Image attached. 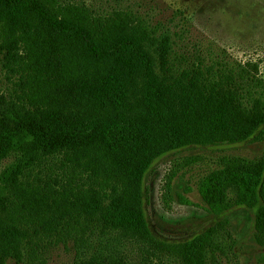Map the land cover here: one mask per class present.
Listing matches in <instances>:
<instances>
[{"label":"rangeland","instance_id":"obj_1","mask_svg":"<svg viewBox=\"0 0 264 264\" xmlns=\"http://www.w3.org/2000/svg\"><path fill=\"white\" fill-rule=\"evenodd\" d=\"M56 20L78 24L97 45L105 47L116 39L133 35L143 38L142 48L149 55L159 80L173 75L186 84V75L201 73L223 92L231 90L235 106L244 108L237 118H250L264 104V0H40ZM15 46L17 65L3 67L6 50ZM111 70L109 62L90 59L80 38L55 32L36 18L24 21L8 17L0 10V95L12 82L25 94L28 108H55L63 105V91L74 96L84 79H97ZM142 80L132 86L138 100ZM131 88V86H130ZM218 90V89H217ZM234 90V92H233ZM130 114L139 119L140 104L129 98ZM241 115V116H240ZM109 114H101L106 120ZM4 115L0 110V118ZM10 122V121H9ZM10 122V136L0 139V150L15 149L32 130ZM264 153V143H245L230 149L190 147L171 152L154 164L148 173V222L155 237L181 241L204 230L215 216L206 211L197 191L198 183L216 169L227 168L235 156L252 159ZM92 155L88 153L85 156ZM13 154L0 161V170L11 164ZM86 158V157H85ZM99 169L89 183L113 197L128 196V180L114 172L104 180ZM108 170V172H110ZM32 178V176H31ZM29 178L28 186L33 180ZM93 180V182H92ZM74 182V181H73ZM76 185L83 186L81 180ZM88 183V182H87ZM18 193V189H14ZM12 205L0 207V226L14 227L22 242L23 257L8 258L3 264H30L33 254L45 256V264H75L96 245L104 258L116 255L126 264H183L177 255L158 252L152 245L133 236L102 228L99 214L82 213L75 205L49 208L51 201L38 202L30 193L17 200L10 189L4 191ZM11 194V195H10ZM184 197L188 204L182 203ZM105 202V201H104ZM107 202V201H106ZM52 206V205H51ZM81 213V214H80ZM229 218L230 238L224 241L217 264H264V248L252 239L253 211L234 208ZM118 237V241L114 238ZM79 238L83 242L74 243ZM87 240V242H85ZM0 245L4 246L2 240ZM36 264V263H34Z\"/></svg>","mask_w":264,"mask_h":264},{"label":"trees","instance_id":"obj_2","mask_svg":"<svg viewBox=\"0 0 264 264\" xmlns=\"http://www.w3.org/2000/svg\"><path fill=\"white\" fill-rule=\"evenodd\" d=\"M0 10L8 17L20 16L24 21L36 18L55 32L74 35L81 39L90 59L111 64L110 72L97 79H84L76 95L63 91L61 98L68 110L28 108L24 92L16 91L21 85L18 81L0 95L4 115L0 118V139L10 136V122H14L12 130L17 125L32 130L31 138L15 149L0 150V161L13 154L11 164L0 170L1 208L14 204L4 194L7 189L15 200L32 190L38 202H52L49 208L72 204L82 213H97L104 230L133 236L160 253L170 251L183 264H217L223 243L230 238L226 213L248 208L253 211V242L264 248V153L252 159L235 156L230 166L212 171L198 183L197 191L206 211L215 216L201 232L181 241L162 240L152 233L147 217V176L157 161L190 147L219 151L245 143H264V104L250 118L239 119L244 108L228 99L234 96L231 90L223 92L200 72L194 77L186 75V84L173 75L160 81L142 48L141 36L121 37L101 47L78 24L53 18L40 0H0ZM14 51L15 46L10 45L1 60L3 67L20 68L21 60ZM139 77L142 83L137 100L136 94L131 92L130 96L129 91L137 87ZM129 98L140 104L141 118H133L131 110H127ZM106 113L107 119H101V114ZM89 152L92 155L85 156ZM99 169L107 170L100 174L104 180L114 172L126 177L127 198L111 196L113 187L103 189L108 184L96 189L92 186L95 183H89ZM29 178L33 181L27 186ZM75 180L83 181V186L76 185ZM178 197L188 204L184 197ZM17 236L19 231L14 227L0 226V240L4 243L0 245V264L8 258L23 257V245ZM114 240L118 241V237ZM81 242L79 238L74 240L76 244ZM88 247L92 252L79 257L75 264H126L116 256L121 253L117 248L110 252L115 257L106 259L96 245L88 241ZM28 261L45 264V256L33 254Z\"/></svg>","mask_w":264,"mask_h":264}]
</instances>
